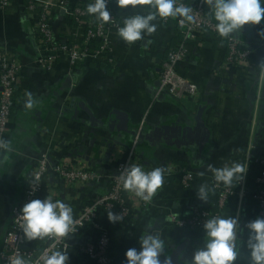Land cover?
Masks as SVG:
<instances>
[{"label":"crops","instance_id":"0c3cea01","mask_svg":"<svg viewBox=\"0 0 264 264\" xmlns=\"http://www.w3.org/2000/svg\"><path fill=\"white\" fill-rule=\"evenodd\" d=\"M81 3L52 0L55 37L77 41L84 36L89 18L81 25L70 18ZM204 4L206 14L215 21ZM152 12L149 5L118 8L122 20ZM38 18L39 10L28 9L27 0L0 5V47L23 65L8 131L2 138L12 150L0 152V251L11 228L13 208L21 202L25 182L41 153H49L51 170L37 199L67 203L75 220L84 206L108 192L110 177L141 131L135 160L150 169H165L162 188L146 207L128 192L132 217L110 223L101 209L97 224L113 229V238L124 252L138 248L142 236L154 233L165 244L161 264L175 263L172 251L177 264H190L193 252L204 246V233L202 228L186 229L177 222L189 217L195 207L212 209L218 199L216 188L238 189V180L231 187L218 185L209 166L244 163L247 175L256 169L253 160L264 155V36L259 35L264 21L230 35L248 53L243 63L231 64L227 44L214 35H199L192 41L179 71L197 86V92L177 99L168 93L156 96L162 64L180 40L176 20L163 24L157 17L156 32L131 45L115 36L107 54L77 68L58 57L51 69H43L37 64L42 46L33 32ZM109 64H115L116 70H107ZM28 93L34 99L32 109L25 108ZM62 163L94 171L100 179L70 186L53 172ZM181 169L194 175L190 188L181 185ZM202 185H207V203L197 198ZM227 201L223 217L239 220L236 264H251L245 225L257 219L256 207L248 196L243 204L238 195ZM83 231L68 242L75 247L97 240L96 233ZM46 242V238L27 241L26 248L39 251ZM67 254L70 264L82 263L75 248ZM120 264H126L125 254Z\"/></svg>","mask_w":264,"mask_h":264},{"label":"built area","instance_id":"2783aa9c","mask_svg":"<svg viewBox=\"0 0 264 264\" xmlns=\"http://www.w3.org/2000/svg\"><path fill=\"white\" fill-rule=\"evenodd\" d=\"M28 9L39 10V18L34 24V37L42 46V52L37 60L38 66L43 69H51L55 61L59 57L68 59L73 66L78 63L86 62L91 58L107 54L111 50L113 40L118 35V30L123 27L122 19L118 16V6L116 0H107V10L111 15V20L104 23L98 20L95 16L87 13L84 9V4L81 3L71 14L70 18L79 25L84 23L85 18H89L88 25L84 36L77 41L61 42L57 44L52 31V0H27ZM10 0H0L2 8L9 5ZM95 0H90L94 3ZM177 5L183 4L186 7L193 9L192 15L194 21L185 23L181 27L178 23L180 18L176 19L178 27L181 30L179 43L174 47L166 61L163 62L159 73L160 86L156 96L163 93L181 99L184 95H192L197 92V86L191 81L184 78L179 71L180 65L186 61L190 55V44L199 35L216 36L228 46L229 56L228 61L231 64L243 63L248 53L243 49V44L240 40L233 39L230 36L227 38L220 37L215 30V21L208 17L205 12V0L185 1L176 0ZM152 9V8H151ZM154 12L155 10L152 9ZM159 18V17H158ZM160 19V18H159ZM125 20V19H124ZM161 20V19H160ZM172 18L161 21H170ZM96 43H100V50H96ZM43 51L47 54L43 55ZM23 65L21 61L11 56L7 49L0 47V139L8 131L11 112L14 108L17 91ZM141 135V131L137 133L133 146L128 156L118 164L114 174L110 177V188L104 195L96 196L89 204L83 207L81 213L74 221L75 230L65 238H46L45 245L39 251H32L26 248L27 240L24 237L20 222V209L29 200L37 199L43 189L45 177L50 172L49 164L50 155L48 152L41 153L36 160L35 169L31 172L26 180L21 202L13 208L12 224L9 233L7 234L0 251L1 264H11V261L16 256H23L30 261V264H35L37 257L47 251L51 254L55 251L67 253L70 249L75 248L82 258L80 264H112V258L109 255L111 236L106 229H102L97 224V213L103 210L106 213L113 212L122 216L121 220H128L133 215V209L127 202V191L124 190L122 182L119 180V175L124 171L126 166L133 164L142 167L145 171L153 169L143 166L141 162L135 160L136 148ZM2 150H0L1 152ZM256 168L261 170V174L256 178V189L252 191L248 188L246 176L236 184L241 199L251 197L255 203L261 206L260 218H264V155L253 160ZM56 175L61 176L68 185L76 184H94L100 176L91 170L70 166L62 163L53 171ZM181 184L185 188H190L194 182L192 172L181 169ZM217 187V186H216ZM218 190V201L213 209H204L196 207L193 209L190 218H186L177 222L178 226L188 229L203 228V223L206 219L214 216H220L218 211H221L227 198L232 194L230 188H216ZM153 200V198H152ZM150 202H145L140 199L143 206H148ZM86 225H91L92 228L99 232V237L94 242L78 244L73 246L68 242L71 236L77 235Z\"/></svg>","mask_w":264,"mask_h":264},{"label":"clouds","instance_id":"9594fccd","mask_svg":"<svg viewBox=\"0 0 264 264\" xmlns=\"http://www.w3.org/2000/svg\"><path fill=\"white\" fill-rule=\"evenodd\" d=\"M214 16L215 30L220 37L227 38L231 34L241 32L245 26H258L264 21V0H205ZM118 8H128L136 5H149L155 11L148 15H136L124 20L123 27L118 30L121 40L129 45L143 39L157 30L153 23L159 17L161 20L180 18L181 27L194 21L193 9L183 4L177 5L176 0H116ZM87 13L98 20L108 23L111 15L107 10V0H95L87 6ZM259 35L264 36V30ZM34 99L28 93L26 109H32ZM0 150L10 152V142L0 139ZM217 184L231 187L234 180L242 181L248 172V165L233 163L224 167L209 166ZM165 169L156 167L145 171L135 164L126 166L119 175L125 191L133 193L137 198L150 202L158 190L162 188L165 179ZM197 198L207 203V185H202L197 192ZM110 223H116L122 216L109 212ZM21 229L27 241L43 240L45 238H65L75 230L72 208L61 200L55 202L51 198L32 199L20 209ZM239 220L235 216L227 218L214 216L203 223L204 246L197 248L192 255L190 264H236L239 252L237 229ZM248 231L247 249L251 264H264V218H257L245 225ZM165 244L154 233L142 236L139 247L129 248L125 252L126 264H161ZM11 264H30L23 256H16ZM35 264H70L69 254L62 251H47L37 257Z\"/></svg>","mask_w":264,"mask_h":264},{"label":"trees","instance_id":"16d2710c","mask_svg":"<svg viewBox=\"0 0 264 264\" xmlns=\"http://www.w3.org/2000/svg\"><path fill=\"white\" fill-rule=\"evenodd\" d=\"M82 3L84 4V9H86L87 10V6L90 4V0H82ZM73 23H74V21L73 20H71ZM124 20H122V22H123ZM167 22H169V21H167ZM167 22H165V21H162V23L163 24H166ZM216 37V36H215ZM54 39H55V41H56V43L58 44H61V42H64L65 40H67V42L68 43H70L71 42V40H70V38H60V39H58L57 37H55L54 36ZM101 44L100 43H96V50H100V46ZM81 65V63H78V64H76L74 67H78V66H80ZM113 66V67H112ZM116 65L114 64H109V65H106L105 66V68L107 69V70H111V71H115L116 70ZM17 92V91H16ZM16 94V93H15ZM16 96V95H15ZM16 98V97H15ZM15 106V105H14ZM14 109V108H13ZM13 109H12V111H13ZM11 115H12V112H11ZM261 174V170L260 169H258V168H256V169H254L253 170V172L252 173H250V174H247V176H246V182H247V186H248V188L249 189H251L252 191H254L257 187H256V185H255V180H256V178L259 176ZM109 188H110V182H109ZM109 188H108V190H109ZM248 199H250L252 202H254L255 203V201L251 198V197H248ZM134 213V212H133ZM105 214L106 215H108V213H106L105 212ZM191 216V215H190ZM190 216L189 217H187V218H190ZM88 231L90 232V231H92L93 233H96L97 234V238L99 237V232L98 231H96V230H93V228H92V226L91 225H86V227L84 228V231H83V233H88ZM108 232H109V234H110V236H111V244H110V250H109V255H110V257L112 258V264H120L121 263V260H122V258H123V256H124V254H125V252H124V250L123 249H121L120 248V245H119V243H118V241L116 240V239H114L113 238V229L112 228H110V231L109 230H107Z\"/></svg>","mask_w":264,"mask_h":264},{"label":"rangeland","instance_id":"374dc122","mask_svg":"<svg viewBox=\"0 0 264 264\" xmlns=\"http://www.w3.org/2000/svg\"><path fill=\"white\" fill-rule=\"evenodd\" d=\"M180 182H181V176H180ZM181 185H182V184H181ZM230 189H231V188H230ZM231 191H232V194H231L228 198L233 197V196H235V195H238L240 189L238 188L237 191L231 189ZM238 196H239V195H238ZM228 198H227V199H228ZM240 198H241V197H240ZM217 201H218V199H217ZM217 201L215 202L216 204H217ZM244 201H245V198L242 199L241 204H243ZM227 203H228V201H226V203L224 204V207L221 208L222 210H221V211H218V213L220 214L221 217H223V212H224V210H225V207H226ZM254 205H255V207H256L255 217H256V218H260L261 206L258 205L257 203H254ZM195 208H196V207H195ZM213 208H214V207H213ZM213 208H212V209H213ZM204 209H206V208H204ZM186 229H188V228H186Z\"/></svg>","mask_w":264,"mask_h":264},{"label":"water","instance_id":"95a60500","mask_svg":"<svg viewBox=\"0 0 264 264\" xmlns=\"http://www.w3.org/2000/svg\"><path fill=\"white\" fill-rule=\"evenodd\" d=\"M197 120L200 121V122H202L200 119H197ZM200 125H201V124H200ZM177 250H180V249H177ZM175 252H176V251H172V253H171V258L173 259V263H174V262L176 263V260H175V256H176L175 254H176V253H175ZM175 263H174V264H175ZM176 264H177V263H176Z\"/></svg>","mask_w":264,"mask_h":264}]
</instances>
